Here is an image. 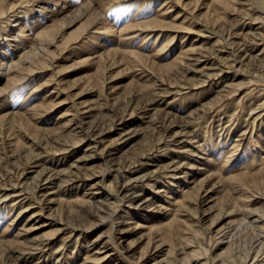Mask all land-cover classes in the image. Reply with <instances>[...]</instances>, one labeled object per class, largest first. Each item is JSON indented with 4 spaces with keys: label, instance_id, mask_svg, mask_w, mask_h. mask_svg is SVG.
I'll list each match as a JSON object with an SVG mask.
<instances>
[{
    "label": "rangeland",
    "instance_id": "obj_1",
    "mask_svg": "<svg viewBox=\"0 0 264 264\" xmlns=\"http://www.w3.org/2000/svg\"><path fill=\"white\" fill-rule=\"evenodd\" d=\"M0 264H264V0H0Z\"/></svg>",
    "mask_w": 264,
    "mask_h": 264
},
{
    "label": "bare ground",
    "instance_id": "obj_2",
    "mask_svg": "<svg viewBox=\"0 0 264 264\" xmlns=\"http://www.w3.org/2000/svg\"><path fill=\"white\" fill-rule=\"evenodd\" d=\"M45 182V181H44Z\"/></svg>",
    "mask_w": 264,
    "mask_h": 264
}]
</instances>
